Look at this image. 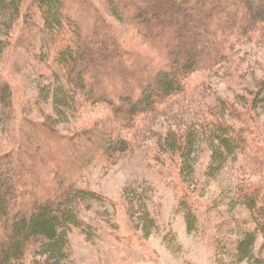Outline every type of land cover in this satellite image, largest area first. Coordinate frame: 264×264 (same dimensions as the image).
<instances>
[{
	"label": "trees",
	"instance_id": "16d2710c",
	"mask_svg": "<svg viewBox=\"0 0 264 264\" xmlns=\"http://www.w3.org/2000/svg\"><path fill=\"white\" fill-rule=\"evenodd\" d=\"M26 1L0 0V66L6 49L15 42L13 31L23 17ZM106 1L114 16L125 12L134 33L131 45L117 37L94 0H30L41 24L37 29L32 24L26 31L42 47L41 61L52 74L53 86L43 94L51 97L56 116H76L83 106L96 105L108 107L109 115L91 124H77L71 133L63 134L51 116L34 121L18 114L12 84L0 74L4 132L0 139V264H24L27 255L42 259L43 264H68L72 231L88 233L82 209L87 203H108L71 180L68 156L77 159L76 146L94 149L117 162L131 145L121 136L122 131L137 127L170 100L187 93L194 74L222 72L235 47L264 38V0H166L164 6L169 8L158 13L142 7L159 9L164 4L159 0ZM181 22L189 25L179 27ZM194 22L190 45L181 43L177 53L174 41L163 50L161 61L151 47L156 37L162 34L169 42L178 36L184 41ZM143 46H150L154 53L141 50ZM124 77L130 82L123 81ZM250 93L253 100L244 107L248 111L264 103V85ZM223 108L224 116L210 114L203 122L193 120L184 131L170 130L159 139V150L177 157L175 167L183 183L194 178L201 144L209 149L206 176L212 179L249 148V120L239 117L238 126L227 117L234 118L237 109L228 102H223ZM248 150L250 156L260 157L263 170L264 153L258 148ZM190 188L181 190L179 209L188 231L193 232L197 214ZM237 195L236 205L252 214L254 228L244 232L229 251L234 264L250 263L258 236L264 246V183L249 185ZM144 212L147 224H152L147 209Z\"/></svg>",
	"mask_w": 264,
	"mask_h": 264
},
{
	"label": "rangeland",
	"instance_id": "374dc122",
	"mask_svg": "<svg viewBox=\"0 0 264 264\" xmlns=\"http://www.w3.org/2000/svg\"><path fill=\"white\" fill-rule=\"evenodd\" d=\"M94 1L103 18L114 27L117 37L125 41V45H131L134 33L125 12L119 11V16H114L108 1ZM159 1L164 3L159 9L149 5L142 8L151 9L152 13L169 8L164 6L168 4L166 0ZM22 12L23 17L13 31L15 42L6 49L0 66V74L12 84L15 111L34 121L51 116L63 134L71 133L73 126L91 124L109 115L108 107L96 105L83 106L78 116L67 114L64 119L56 116L51 97L46 98L43 94L46 88L53 86L52 74L41 61L42 47L40 44L38 47L34 34L28 35L26 31L32 24L37 29L41 23L30 0L26 1ZM188 25L181 22L179 27ZM194 31L195 22L186 31L184 41L173 35L169 42L164 41L159 34L151 45L155 49L151 50L163 61L166 47L175 41V51L179 53L181 43L184 47L190 45L189 38ZM141 50L154 53L150 46H143ZM172 58L176 61V57ZM230 61L220 73L194 74L187 93L170 100L159 113L140 121L137 127L122 131L121 136L131 145L117 162L107 160L94 149L87 151L82 145L76 146V160L68 156L71 180L108 202L101 205L87 203L82 209L81 216L86 221L88 233L72 231V253L68 264H234L229 250L244 232L254 228L252 214L245 207L236 205L238 191L264 183L260 157L250 156L248 150L258 148L264 153V103L252 111L244 108L247 101L253 100L250 92L255 94L264 85V38H255L235 47ZM123 81L130 82L127 77ZM223 102L237 109L234 118L227 114L231 122L239 126V117L249 120L246 127L249 148L212 179L206 176L209 149L201 144L197 147L194 178L186 180L188 184L183 183L175 167V163L179 165L177 157L163 154L158 147L159 139L170 130L184 131L193 120L203 122L210 114L224 116ZM2 130L0 123V139L4 138ZM188 185L193 192L190 199L194 201L197 214L193 232L188 231L185 215L179 209L180 192ZM144 205L152 224H147L143 217ZM253 254L250 263L241 264H264L261 236L256 240ZM24 262L44 263L32 255H27Z\"/></svg>",
	"mask_w": 264,
	"mask_h": 264
}]
</instances>
